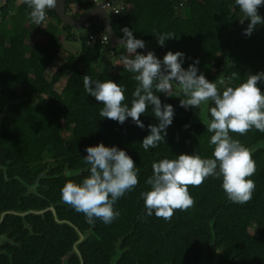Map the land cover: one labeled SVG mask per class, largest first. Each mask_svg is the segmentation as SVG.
Listing matches in <instances>:
<instances>
[{
    "label": "trees",
    "instance_id": "obj_1",
    "mask_svg": "<svg viewBox=\"0 0 264 264\" xmlns=\"http://www.w3.org/2000/svg\"><path fill=\"white\" fill-rule=\"evenodd\" d=\"M112 1L118 4L123 0ZM17 2L7 0L0 8V165L7 168V177L0 169V215L27 204L31 198H20L26 192L24 183L34 184L46 169L43 163L47 160L56 163L51 175L62 178L41 180L40 185L45 188L50 182L44 194L58 203L68 180L79 183L89 175L90 165L84 163L85 149L103 143L106 147L125 150L133 158L140 169V182L117 201L115 208L120 215L111 224L99 220L88 224L82 213L69 206L72 215L69 220L81 229L92 228L93 235L104 240L92 237L89 255L84 254L87 264H108L109 260L104 259L108 251L102 245L120 241L127 249L122 259L130 264H202L205 258L207 264H264V148L252 155L256 170L250 178L255 182V190L249 202H230L222 188V179L209 177L199 187L190 186L195 204L187 211L176 210L168 221L154 213L147 216L140 193L149 190L146 179L152 175L154 161L195 152L204 158L212 156L213 146L209 143L212 134L207 131V125L191 124L201 107L187 110L180 107V99L184 97L176 95L175 90L172 97L157 93L163 104L174 107L175 116L166 130L165 142L145 151L141 143L150 134L147 126L159 123L151 107L141 116L144 129L131 118L121 125L102 118L99 115L102 103L89 96L83 87L82 78L86 74L93 80H112L126 88L130 103L136 82L120 61L121 55H128L126 50H106L104 26L93 19L86 26L88 35L80 37L81 50L68 54L66 62L49 78L47 70L64 51L65 43L78 44L79 37L53 11L47 13L42 24H33L28 18V6L23 1L20 5ZM123 3V12L111 15L115 34L121 38V30L128 27L137 39L155 41L161 60L168 51H180L185 54L182 65L185 69L198 59V74L203 73L215 82L229 56L225 86L243 82L248 74L264 72V24L258 25L251 36L244 35L250 20L240 12L235 0H125ZM64 4L74 17L95 5L93 0H64ZM73 6L77 12L72 11ZM259 15L264 18V7L259 9ZM241 19H245L243 24ZM45 23L46 40L32 43V35ZM163 33H173L176 38L160 46L154 35ZM138 52L143 51L138 49ZM106 53L119 61L117 74L99 69ZM234 73L239 78L229 82L228 77ZM258 87L264 92V81ZM232 135L249 149L264 143V133L254 128L243 136ZM67 171L76 175L68 177ZM27 220L29 225L33 224L30 218ZM3 227L6 231L12 229L17 236L23 235V241L28 242L30 230L16 216L9 215ZM38 232L33 230L34 235Z\"/></svg>",
    "mask_w": 264,
    "mask_h": 264
},
{
    "label": "clouds",
    "instance_id": "obj_2",
    "mask_svg": "<svg viewBox=\"0 0 264 264\" xmlns=\"http://www.w3.org/2000/svg\"><path fill=\"white\" fill-rule=\"evenodd\" d=\"M30 10L29 20L36 25L47 19L49 10L56 9L58 0H23ZM239 10L250 20L244 35L251 36L258 25L264 24L259 9L264 0H235ZM245 19H241L243 24ZM119 45L128 55H121L123 67L132 73L136 87L130 103L126 88L112 80H93L88 74L83 76L86 93L102 103L99 115L123 125L128 118L141 129V120L149 107L158 124H149L150 132L143 141L145 151L156 148L165 142L167 128L172 125L175 109L171 104H163L157 93L168 97L183 95L180 107L187 109L208 106L210 119L207 131L211 133L213 146L211 158L197 154H181L174 159L163 158L152 163V175L147 177L149 190L142 191L147 216L153 213L157 218L171 220L176 210L187 211L195 204L189 188L199 187L209 177L222 179V188L227 199L235 204H245L252 199L255 182L252 177L256 164L251 150L232 134L246 135L253 128L264 133V92L258 84L264 81V72L248 74L243 82L235 86H225L221 75L215 82L209 81L203 73L198 74L197 59L187 69L182 65L185 54L168 51L163 60L153 51L146 54L138 52L145 49L146 42L137 39L133 30L124 27ZM160 46L169 39L176 38L173 33L154 35ZM239 78L234 73L229 82ZM220 86H224L221 90ZM188 127L187 125L185 126ZM84 163L90 165L89 175L81 182L68 180L61 189L62 201L77 213H82L88 224L96 220L111 224L120 215L115 204L139 185L140 169L125 150L106 147L103 143L85 149Z\"/></svg>",
    "mask_w": 264,
    "mask_h": 264
},
{
    "label": "flooded vegetation",
    "instance_id": "obj_3",
    "mask_svg": "<svg viewBox=\"0 0 264 264\" xmlns=\"http://www.w3.org/2000/svg\"><path fill=\"white\" fill-rule=\"evenodd\" d=\"M43 164L47 167L38 176L36 182L32 185L24 183L26 192L20 198H31L26 201L27 204L22 205L20 209H8L0 215V264H87L84 254L89 255L88 245L92 246V237L104 240L98 235H93L95 231L92 228L81 229L69 220L68 218L72 217L69 205L62 200L53 203L46 197L44 193L48 190L50 182L46 184L45 188H42L41 180L50 181L51 179H60L62 176L51 175V169L56 166L53 160L52 164L45 162ZM0 169L6 175L7 168L0 165ZM73 175L76 173L66 172L68 177ZM15 178L22 181L19 176H15ZM19 203L22 204V202ZM18 213L26 215L21 216ZM9 215L16 216L25 224V228L30 230L26 238L28 242L23 241V235L17 236L12 229L6 231L3 227V223L6 222ZM28 218L32 220V225H29ZM40 224L42 226L37 229L35 226ZM8 225L11 226L12 223L8 222ZM33 230L34 233L39 232L34 235ZM82 236L85 237L81 241ZM108 243L102 245L108 251L104 256V259L109 260L108 264H130L127 259H122L127 251L122 241L115 242L114 245L112 242ZM202 264H204V259Z\"/></svg>",
    "mask_w": 264,
    "mask_h": 264
},
{
    "label": "water",
    "instance_id": "obj_4",
    "mask_svg": "<svg viewBox=\"0 0 264 264\" xmlns=\"http://www.w3.org/2000/svg\"><path fill=\"white\" fill-rule=\"evenodd\" d=\"M110 0H100L99 2L95 3L94 7L91 9L83 12L80 16L74 17L69 13V11L66 10L64 0H58V5L56 9L49 10L56 12L57 15L60 16L63 25H68L73 27L75 34L79 37V50H81L82 42L80 37L88 35V32L86 30L87 24L92 21L93 19H97L99 22H101L104 26L105 33L108 37V43L106 45V50H120L123 49L119 45V39L120 37L115 34V31L112 27V16L111 12L109 9H107V2ZM125 0H123L124 2ZM7 4V0H0V8L4 7ZM156 42L155 41H148L146 42V48L145 49H140L142 50L145 54L147 51H153L157 58L161 59L157 50L155 49ZM230 68V59L229 56L226 57L223 69L221 72V75L225 78H227V74L229 72ZM221 87V86H220ZM208 107H210V104L208 106H201V112L200 114L191 119V124L194 123H205L207 125L208 120L210 119V116L208 114ZM2 136V131L0 130V137ZM264 148V143H259L252 148H250L252 155L258 150ZM21 216H24L26 214H21L18 213ZM88 236V235H87ZM82 236L81 241L83 240ZM215 238V237H214ZM204 264H207V259L205 258Z\"/></svg>",
    "mask_w": 264,
    "mask_h": 264
},
{
    "label": "rangeland",
    "instance_id": "obj_5",
    "mask_svg": "<svg viewBox=\"0 0 264 264\" xmlns=\"http://www.w3.org/2000/svg\"><path fill=\"white\" fill-rule=\"evenodd\" d=\"M72 11L74 12H77L78 9L76 6H73L72 7ZM48 23V22H47ZM45 23L39 30L41 31H36L35 32V36L31 37L30 41L33 42V41H36L38 39H42L44 37V30H45V25L47 24ZM72 46V44H65L64 45V51L61 52L56 58L55 60L53 61V63L51 64V66L48 68L47 70V76L50 78L55 70H57L58 68H60L65 62H66V58L68 56V54H76L78 51H77V46H74L75 50H72V52H70L68 49H70ZM106 60L104 61V63H100L99 64V69L102 70V71H107V72H112V73H115L117 74L118 71L120 70V64H119V61L114 57L113 54H107L106 53ZM65 82V81H64ZM64 82L59 84V88L58 90L61 91L63 85H64ZM67 135L70 137L71 136V133H67ZM45 163H49V164H52V161H49L47 160Z\"/></svg>",
    "mask_w": 264,
    "mask_h": 264
},
{
    "label": "built area",
    "instance_id": "obj_6",
    "mask_svg": "<svg viewBox=\"0 0 264 264\" xmlns=\"http://www.w3.org/2000/svg\"><path fill=\"white\" fill-rule=\"evenodd\" d=\"M93 1H94V3H97L100 0H93ZM107 9L110 10L111 15H120L124 10V3H123V1H121L120 3L117 4L114 1L110 0L107 2ZM90 39H93V37L90 36ZM103 43H105V44L108 43L107 35H105V37L103 38Z\"/></svg>",
    "mask_w": 264,
    "mask_h": 264
},
{
    "label": "crops",
    "instance_id": "obj_7",
    "mask_svg": "<svg viewBox=\"0 0 264 264\" xmlns=\"http://www.w3.org/2000/svg\"><path fill=\"white\" fill-rule=\"evenodd\" d=\"M22 1H23V0H18L17 4L20 5V4L22 3ZM74 12H75V11H74ZM36 31H38V30H36ZM36 31H35V32H36ZM39 31H41V30H39ZM32 36L34 37V36H35V33H34ZM38 40H39V39H38ZM42 40H46V38L43 37ZM33 42H35V41H33ZM33 42H32V43H33ZM65 44H72L71 48L68 49V50H69L70 52H72V53H73L72 50H75L74 46H77V47L79 46V44H76V43H74V42H66ZM77 51H79V47L77 48ZM74 54H75V53H74ZM118 72H119V71H118Z\"/></svg>",
    "mask_w": 264,
    "mask_h": 264
}]
</instances>
